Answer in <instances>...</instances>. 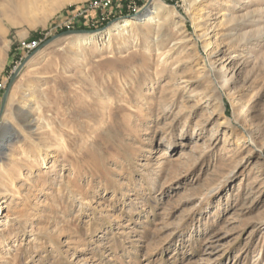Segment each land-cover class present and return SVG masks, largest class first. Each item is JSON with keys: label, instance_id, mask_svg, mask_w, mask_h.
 Segmentation results:
<instances>
[{"label": "rangeland", "instance_id": "obj_1", "mask_svg": "<svg viewBox=\"0 0 264 264\" xmlns=\"http://www.w3.org/2000/svg\"><path fill=\"white\" fill-rule=\"evenodd\" d=\"M92 1L0 0V264H264V0Z\"/></svg>", "mask_w": 264, "mask_h": 264}, {"label": "bare ground", "instance_id": "obj_2", "mask_svg": "<svg viewBox=\"0 0 264 264\" xmlns=\"http://www.w3.org/2000/svg\"><path fill=\"white\" fill-rule=\"evenodd\" d=\"M160 8H161V5L152 2L151 5L149 6V9H146L144 14H142L141 18L132 19V20H127V19L122 20L118 24H115V26L111 30L105 33H96V34L90 35L87 38L83 39L82 43L87 44L93 41H98L102 37L110 35L113 32L116 35H122L127 31L126 29L131 28L133 25H136V24L144 25V24L151 23L154 21L157 11L160 10ZM0 212H1V207H0Z\"/></svg>", "mask_w": 264, "mask_h": 264}, {"label": "built area", "instance_id": "obj_3", "mask_svg": "<svg viewBox=\"0 0 264 264\" xmlns=\"http://www.w3.org/2000/svg\"><path fill=\"white\" fill-rule=\"evenodd\" d=\"M113 1L114 4H113ZM137 1L139 0H124V3L127 5V9L130 10L131 12H138L139 9L137 6ZM123 3L121 2V0H94L92 2L89 3V5H87L85 7V12H89V11H101V13H105L107 17H109L110 15L117 13V12H121L122 11V6ZM39 44L37 43H32V44H23V48L28 49V51H31L33 49H35Z\"/></svg>", "mask_w": 264, "mask_h": 264}, {"label": "water", "instance_id": "obj_4", "mask_svg": "<svg viewBox=\"0 0 264 264\" xmlns=\"http://www.w3.org/2000/svg\"><path fill=\"white\" fill-rule=\"evenodd\" d=\"M104 28L100 29V30H93V31H89V30H68V31H64L58 35H55L49 39H47L46 41H44L41 45V48L47 46L48 44H50L51 42H53L54 40L60 38V37H63V36H71V35H91L93 33H96V32H100V31H103ZM33 53H31L28 57H26V59L20 63L15 69H14V72H13V75H12V78H11V81H10V84H12V82L15 80L16 76L18 75L19 71L22 69L23 65L25 64V62L30 58V56L32 55ZM10 84L8 85V88L6 89V91L4 92L3 94V97H2V101H1V106H0V118L2 116V113H3V110H4V107H5V102L7 100V96H8V92H9V86Z\"/></svg>", "mask_w": 264, "mask_h": 264}]
</instances>
